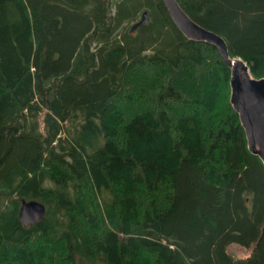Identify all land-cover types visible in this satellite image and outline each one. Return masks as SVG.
Segmentation results:
<instances>
[{"label": "trees", "instance_id": "trees-1", "mask_svg": "<svg viewBox=\"0 0 264 264\" xmlns=\"http://www.w3.org/2000/svg\"><path fill=\"white\" fill-rule=\"evenodd\" d=\"M177 1L264 78V0ZM0 264H264L231 69L163 0H0Z\"/></svg>", "mask_w": 264, "mask_h": 264}, {"label": "water", "instance_id": "water-1", "mask_svg": "<svg viewBox=\"0 0 264 264\" xmlns=\"http://www.w3.org/2000/svg\"><path fill=\"white\" fill-rule=\"evenodd\" d=\"M163 2L175 25L188 39L216 46L223 61L230 67L231 104L239 114L250 152L260 157L264 163V111H261L264 105V78L254 77L242 58L231 57L225 39L193 20L177 0H163ZM149 20V13L144 11L140 20L132 25L131 31L135 32ZM239 80L245 84L244 88ZM46 211L44 203L36 199H22L19 218L25 226H28L43 220Z\"/></svg>", "mask_w": 264, "mask_h": 264}, {"label": "rangeland", "instance_id": "rangeland-1", "mask_svg": "<svg viewBox=\"0 0 264 264\" xmlns=\"http://www.w3.org/2000/svg\"><path fill=\"white\" fill-rule=\"evenodd\" d=\"M251 250H252V247L246 248V247H241L236 244H232L231 246L228 247V252L237 258H244V257L249 256L251 253Z\"/></svg>", "mask_w": 264, "mask_h": 264}, {"label": "bare ground", "instance_id": "bare-ground-1", "mask_svg": "<svg viewBox=\"0 0 264 264\" xmlns=\"http://www.w3.org/2000/svg\"><path fill=\"white\" fill-rule=\"evenodd\" d=\"M239 83L241 84L242 88L245 87V84H244L243 82H241L240 80H239ZM255 95H256V94H255ZM254 98L256 99V97H254ZM257 104H258V103H257ZM261 111H264V105H263V109H262Z\"/></svg>", "mask_w": 264, "mask_h": 264}]
</instances>
